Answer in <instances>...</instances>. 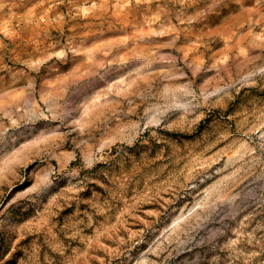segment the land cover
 <instances>
[{
  "label": "rangeland",
  "instance_id": "rangeland-1",
  "mask_svg": "<svg viewBox=\"0 0 264 264\" xmlns=\"http://www.w3.org/2000/svg\"><path fill=\"white\" fill-rule=\"evenodd\" d=\"M0 264H264V0H0Z\"/></svg>",
  "mask_w": 264,
  "mask_h": 264
}]
</instances>
